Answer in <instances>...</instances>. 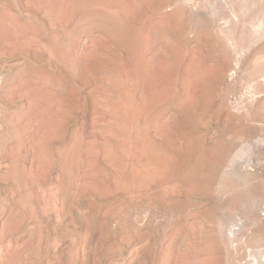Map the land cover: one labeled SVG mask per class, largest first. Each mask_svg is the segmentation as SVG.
Instances as JSON below:
<instances>
[{
    "label": "rangeland",
    "instance_id": "374dc122",
    "mask_svg": "<svg viewBox=\"0 0 264 264\" xmlns=\"http://www.w3.org/2000/svg\"><path fill=\"white\" fill-rule=\"evenodd\" d=\"M143 1L0 0V264L263 257L264 0Z\"/></svg>",
    "mask_w": 264,
    "mask_h": 264
},
{
    "label": "bare ground",
    "instance_id": "6f19581e",
    "mask_svg": "<svg viewBox=\"0 0 264 264\" xmlns=\"http://www.w3.org/2000/svg\"><path fill=\"white\" fill-rule=\"evenodd\" d=\"M145 1V0H144ZM144 1H143V3H144ZM197 1V0H196ZM199 1V0H198ZM197 1V2H198ZM203 1V0H202ZM198 2V3H203V2ZM208 1L209 0H207V3H208ZM211 1V0H210ZM198 3H196V2H194L193 3V0H146V4H145V6H143V7H145V9H146V11L144 12V8L142 9L143 10V16H146V17H152V16H158V17H163V19L165 18V17H173V16H177L178 15V17L177 18H180V16H179V14H177L178 12L179 13H181L182 14V11L183 10H185V5H187V4H189V5H192V6H194V5H196L197 4V6H198ZM135 4V3H134ZM205 4H206V2H205ZM208 4H210V3H208ZM137 6V5H136ZM199 6H201V5H199ZM203 6V5H202ZM166 7H171V10H170V13H168L167 14V12L166 11H164V9L166 8ZM187 7H188V5H187ZM149 8V9H148ZM199 8H201V7H199ZM208 8V7H207ZM168 9V8H167ZM187 9H189V7L188 8H186V10ZM191 9V8H190ZM214 9V8H213ZM166 10V9H165ZM192 11H193V9H191ZM191 10H189V11H191ZM200 10H202V8L200 9ZM203 11V10H202ZM212 11H214V10H212ZM184 12V11H183ZM206 12V11H205ZM193 14H194V11L192 12ZM191 13V14H192ZM188 14H189V12H188ZM192 14V15H193ZM207 14V13H206ZM205 14V15H206ZM185 16H186V13L184 14ZM192 15H190L189 14V16L191 17ZM208 15V14H207ZM214 15H215V13H214ZM182 16H183V14H182ZM197 16H198V13H197ZM204 16V15H203ZM213 16V15H212ZM221 16H223V15H221ZM184 17V16H183ZM182 17V18H183ZM194 17H195V15H194ZM199 17V18H198ZM198 17H195V18H197L196 20H198L196 23L197 24H194L195 25V27H196V25H197V27H199L198 26V22H200V24H202V25H205V23L207 24L208 22H204V19L205 18H202V16H198ZM209 17V16H208ZM207 17V18H208ZM214 17V16H213ZM227 16H225V17H219V16H215L214 17V19H212V22H210V23H212V28H213V25L214 24H216L217 22H219V25H218V27H219V31L221 32V33H225V35H226V31H228L227 30V26H231L233 23L232 22H238L236 19H235V17L234 18H226ZM148 18V19H149ZM170 18V19H171ZM193 18V17H192ZM216 18V19H215ZM237 18V17H236ZM151 19H153V17L151 18ZM158 20H159V18H157ZM162 19V18H161ZM169 19V18H168ZM174 19V17L172 18V20ZM184 19V18H183ZM186 19H187V17H186ZM209 19V18H208ZM231 19H234V20H232L231 21ZM171 20V21H172ZM206 20V19H205ZM186 21V20H185ZM189 21V20H188ZM187 21V22H188ZM190 21H191V19H190ZM189 21V22H190ZM244 23L242 24V27H243V29H242V44L240 43V41H239V43L242 45V47H243V44H245V42H247V40L246 39H249V38H247V36L249 35L251 38H252V36H251V33H247V30H246V25H247V27H248V25H249V27H250V29H252L253 30V32L257 35V34H259V32L260 31H258V29H256L255 28V24L252 22V21H249V22H247L246 23V21L244 20L243 21ZM191 23V22H190ZM192 23H193V21H192ZM221 24H222V26H221ZM237 24V23H236ZM235 24V25H236ZM202 25H200V26H202ZM217 25V24H216ZM209 26V25H208ZM233 26H234V24H233ZM183 27V26H182ZM210 27V26H209ZM217 27V26H216ZM257 27V26H256ZM203 29V28H202ZM217 29V28H216ZM228 29H231V28H228ZM249 29V28H248ZM261 29V28H260ZM200 30H201V27H200ZM205 31H206V29H204ZM210 30V29H209ZM204 31V33L203 34H205L206 32ZM214 31V30H213ZM234 31V30H233ZM251 31V30H250ZM209 32V31H208ZM207 32V33H208ZM230 32V31H229ZM228 33V32H227ZM231 34H233L232 32H230ZM254 33H252V35L254 34ZM254 34V35H255ZM260 34H262V33H260ZM210 35H211V33H210ZM233 35H235V34H233ZM232 35V36H233ZM221 36H223V35H221ZM227 36H229V34L227 35ZM224 37H226V36H224ZM254 37V36H253ZM259 36H257V37H254V38H257V39H259L258 38ZM240 39H241V36H240ZM228 40V39H227ZM252 40V39H251ZM253 41H256V40H254L253 39ZM249 43V44H248ZM247 44L248 45H250V42H248ZM236 44H238V42L236 43ZM239 44V45H240ZM246 45V44H245ZM244 45V46H245ZM247 45V46H248ZM235 47V46H234ZM241 47V46H240ZM244 48V47H243ZM242 48V49H243ZM238 50V49H237ZM262 255H263V257L262 258H260V259H258V258H253L252 260H250V261H248L247 260V262L245 263V264H264V249L262 250ZM258 255H260V254H258Z\"/></svg>",
    "mask_w": 264,
    "mask_h": 264
}]
</instances>
